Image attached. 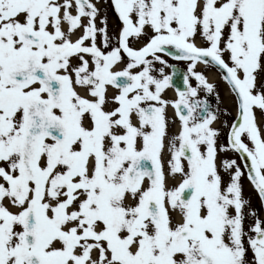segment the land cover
<instances>
[{
	"label": "snow or ice",
	"instance_id": "1",
	"mask_svg": "<svg viewBox=\"0 0 264 264\" xmlns=\"http://www.w3.org/2000/svg\"><path fill=\"white\" fill-rule=\"evenodd\" d=\"M0 264H264V0H0Z\"/></svg>",
	"mask_w": 264,
	"mask_h": 264
},
{
	"label": "flooded vegetation",
	"instance_id": "2",
	"mask_svg": "<svg viewBox=\"0 0 264 264\" xmlns=\"http://www.w3.org/2000/svg\"><path fill=\"white\" fill-rule=\"evenodd\" d=\"M110 19H111L112 21H115V17H110ZM208 74H209V77H210V78H215V73H214V71H209ZM220 91H221V95H222V97H223L224 100H225V103H227L228 100H227V96H226V94H225V89L223 88V86H221ZM254 203H255V201H254Z\"/></svg>",
	"mask_w": 264,
	"mask_h": 264
}]
</instances>
